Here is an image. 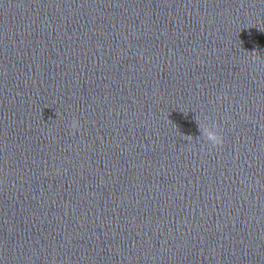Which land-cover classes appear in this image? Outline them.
<instances>
[{
	"label": "clouds",
	"instance_id": "clouds-1",
	"mask_svg": "<svg viewBox=\"0 0 264 264\" xmlns=\"http://www.w3.org/2000/svg\"><path fill=\"white\" fill-rule=\"evenodd\" d=\"M73 129L76 127V123L72 124ZM206 140L214 147L220 146L223 143L222 137L218 134L214 128L212 130H205Z\"/></svg>",
	"mask_w": 264,
	"mask_h": 264
}]
</instances>
